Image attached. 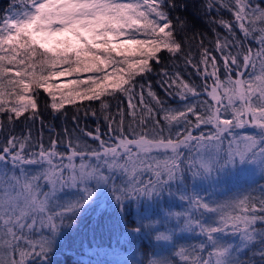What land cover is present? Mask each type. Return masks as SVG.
Returning a JSON list of instances; mask_svg holds the SVG:
<instances>
[{
    "label": "snow or ice",
    "instance_id": "6c2138e0",
    "mask_svg": "<svg viewBox=\"0 0 264 264\" xmlns=\"http://www.w3.org/2000/svg\"><path fill=\"white\" fill-rule=\"evenodd\" d=\"M41 90L53 120L89 102L47 145ZM0 114V264H50L101 191L152 243L126 264H264V0H12Z\"/></svg>",
    "mask_w": 264,
    "mask_h": 264
},
{
    "label": "trees",
    "instance_id": "16d2710c",
    "mask_svg": "<svg viewBox=\"0 0 264 264\" xmlns=\"http://www.w3.org/2000/svg\"><path fill=\"white\" fill-rule=\"evenodd\" d=\"M11 2L12 0H0V16L5 13V10ZM222 15L225 19H231V16L227 12H223ZM217 30L222 34L224 33L222 28H218ZM194 31L214 40L211 28L202 20L196 23ZM205 43H207V41H205ZM194 51L196 50L194 49ZM159 55L165 57L164 63H168V53L162 51ZM189 71H191V69H189ZM221 76L223 77L222 67ZM150 78L152 79L153 90L164 99L165 97L162 90L155 83V75L153 74ZM185 79H189V77L185 76ZM190 79L199 83V78L196 77L194 73ZM38 99L39 109L44 124L46 125L43 130L45 145H47L49 141V128H54L55 131L60 132L61 135L65 127L71 131L73 128L72 116L76 107H79L81 103L85 106L89 104V102L86 101L77 102L75 106L66 104L63 111L67 113V120H53L51 110H45V102L50 98L41 90ZM92 106L99 112V102H92ZM111 110L115 112V102H113ZM0 120L7 124V114H0ZM97 123H99L100 132L105 134L107 132V125L102 118L98 121L91 116L85 118L81 111L80 127L86 128L88 131H94ZM24 128V117H21L16 122V130L19 133L23 131ZM39 132L40 123L36 121L33 127V135L38 137ZM77 134H79L78 130ZM82 138L85 140L88 139L87 137ZM104 138L106 139L107 137L105 136ZM89 142L94 144L98 143L94 141ZM59 150L66 151L65 145H59ZM240 179V177L234 178L230 183L238 182ZM260 182L264 183V181ZM141 211H143V209H141ZM136 225L137 208L135 206H129L124 213H121L120 209L114 206L107 193L101 191L95 198V202L87 208L86 212L81 214L74 227L61 234L51 254L50 264H111V260L123 254L133 255L134 258L143 257L152 251V243L144 237L125 235L130 228ZM188 240L190 241L191 238H188ZM185 242L184 240L181 241V243Z\"/></svg>",
    "mask_w": 264,
    "mask_h": 264
},
{
    "label": "rangeland",
    "instance_id": "374dc122",
    "mask_svg": "<svg viewBox=\"0 0 264 264\" xmlns=\"http://www.w3.org/2000/svg\"><path fill=\"white\" fill-rule=\"evenodd\" d=\"M88 74H82L81 78H87ZM66 79H70V78H60L57 83H62L64 82ZM134 258L133 255H129V254H123V255H119L118 257H116V259L111 260V264H126V262L129 259ZM110 261V260H109Z\"/></svg>",
    "mask_w": 264,
    "mask_h": 264
}]
</instances>
